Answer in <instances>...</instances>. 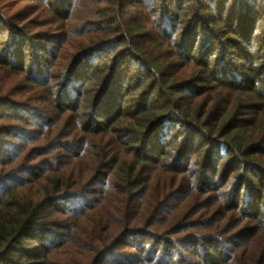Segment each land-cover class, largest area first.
<instances>
[{
	"label": "trees",
	"instance_id": "16d2710c",
	"mask_svg": "<svg viewBox=\"0 0 264 264\" xmlns=\"http://www.w3.org/2000/svg\"><path fill=\"white\" fill-rule=\"evenodd\" d=\"M7 1L0 264H264V0Z\"/></svg>",
	"mask_w": 264,
	"mask_h": 264
},
{
	"label": "rangeland",
	"instance_id": "374dc122",
	"mask_svg": "<svg viewBox=\"0 0 264 264\" xmlns=\"http://www.w3.org/2000/svg\"><path fill=\"white\" fill-rule=\"evenodd\" d=\"M1 3V5L3 4V5H5V6H8L7 7V10L9 9V11H6V13H5V15H7V16H11V15H13V14H15V13H17V12H19V11H22L23 9H24V7L26 6V5H19V6H15V4L16 3H14V2H8L7 0H1L0 1ZM127 6H129V7H127ZM127 8L128 9H130V6L132 7V6H137L138 7V3H137V0H128V4H127ZM133 8V7H132ZM142 8H140V7H138V8H136V9H134V10H131V11H126L125 12V14H127V16L128 17H131V16H136V15H139V14H141L142 13ZM32 12L33 11H28L27 12V18H29L28 20H35V18H36V20L37 21H39V22H45V19L43 18V19H39L38 17H36V15H31L32 14ZM39 22H37V23H35V24H38Z\"/></svg>",
	"mask_w": 264,
	"mask_h": 264
}]
</instances>
